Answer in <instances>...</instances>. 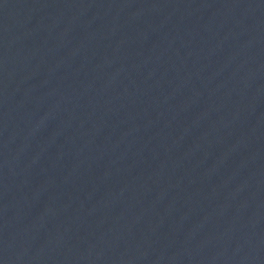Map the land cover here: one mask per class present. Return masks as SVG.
<instances>
[{"label": "water", "instance_id": "water-1", "mask_svg": "<svg viewBox=\"0 0 264 264\" xmlns=\"http://www.w3.org/2000/svg\"><path fill=\"white\" fill-rule=\"evenodd\" d=\"M0 264H264V0H0Z\"/></svg>", "mask_w": 264, "mask_h": 264}]
</instances>
